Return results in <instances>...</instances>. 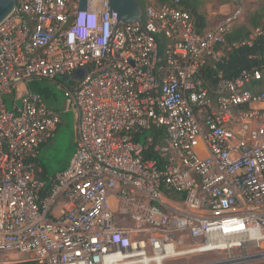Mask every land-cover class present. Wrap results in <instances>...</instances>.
Segmentation results:
<instances>
[{
	"label": "built area",
	"instance_id": "obj_1",
	"mask_svg": "<svg viewBox=\"0 0 264 264\" xmlns=\"http://www.w3.org/2000/svg\"><path fill=\"white\" fill-rule=\"evenodd\" d=\"M78 1L17 0L0 23V255L164 264L237 250L244 264L264 244V61L215 86L204 68L226 59L255 0H231L201 33L179 0L135 24L109 18L108 0ZM258 37L264 26L241 45ZM81 68L67 90L75 151L46 180L38 155L61 116L27 84Z\"/></svg>",
	"mask_w": 264,
	"mask_h": 264
},
{
	"label": "rangeland",
	"instance_id": "obj_2",
	"mask_svg": "<svg viewBox=\"0 0 264 264\" xmlns=\"http://www.w3.org/2000/svg\"><path fill=\"white\" fill-rule=\"evenodd\" d=\"M147 5H159L155 0H148ZM264 6V0H255L253 2H249L246 5L245 12L243 14L242 19L236 24L238 26L248 24L249 18L252 13L256 10ZM233 9V5L231 0H207L204 3L203 11L207 14L209 27L216 26L222 19V17L228 13H230ZM46 82V81H43ZM42 82V84H44ZM58 97L60 100L64 101L66 96L60 90L57 91ZM67 108L71 107L67 105ZM75 112V111H74ZM63 118L66 124L60 126L58 133L53 137V143L51 145H46L41 150V154L39 159L41 164L46 169L50 176L54 175L60 168L70 160L74 151H75V129L77 123L74 120L73 113L63 114ZM126 227L131 228L132 225H127ZM262 248H258L256 250H249L248 253L251 254H264V244H261ZM238 251H232L230 254H219V253H211L206 256H198L195 257L196 263L203 262H211L214 264H235V258L239 256ZM29 256V253H18L14 252L11 254H3L0 255V264H12L20 260H25ZM264 257V256H263ZM193 258V259H195ZM256 264V263H255ZM257 264H264V258L259 261Z\"/></svg>",
	"mask_w": 264,
	"mask_h": 264
},
{
	"label": "trees",
	"instance_id": "obj_3",
	"mask_svg": "<svg viewBox=\"0 0 264 264\" xmlns=\"http://www.w3.org/2000/svg\"><path fill=\"white\" fill-rule=\"evenodd\" d=\"M141 8L142 15L147 8L148 0H136ZM159 5H169L170 0H155ZM207 0H179L178 6L187 11L198 32H203L209 27L207 14L203 11ZM264 26V6L252 13L248 24L234 26L226 36V44L230 48L226 59L222 62L209 61L204 68V75L212 86H215L219 77L223 79H234L244 69L258 67L264 61V37H258L251 45H241L249 39L252 31ZM164 44L159 47L162 52ZM264 88V87H263ZM12 264H37L30 260H20Z\"/></svg>",
	"mask_w": 264,
	"mask_h": 264
},
{
	"label": "crops",
	"instance_id": "obj_4",
	"mask_svg": "<svg viewBox=\"0 0 264 264\" xmlns=\"http://www.w3.org/2000/svg\"><path fill=\"white\" fill-rule=\"evenodd\" d=\"M66 77H62V78H57L56 80L54 81H46V82H43V81H37V80H34V81H31L27 84V90L34 93V94H38L40 95L51 107H53L54 109H56L59 113H60V116H61V123L60 125L58 126L56 132H55V135L58 133V130L60 128L61 125L63 124H66L65 123V120L63 118V114H67V113H73L74 114V120H75V123H77V114L76 112H74L75 110H71L70 108H67V100H68V96H67V90L72 86L73 84V81L72 79L70 78H66ZM42 82L44 84H42ZM264 85H260L259 88H263ZM60 90L61 92H63L66 96V99L64 101L60 100V98L58 97V94H57V91ZM6 107L7 109H10L14 104L17 105V106H20V100L18 98V96L16 95H11V96H8L6 97ZM54 135V136H55ZM76 135V134H75ZM75 141H76V138H75ZM74 141V144L76 143ZM53 143V139L50 140L49 142L43 144L41 147H40V153L38 155V165L41 167V170H42V174H41V177L46 179V180H50V178L53 176H50L48 174V172L46 171V169L43 167V165L41 164V161L39 159V156L41 154V150L43 149L44 146L46 145H51ZM75 146V145H74ZM68 163L69 161H67L61 168L59 171L67 168L68 166ZM57 171V172H59ZM56 172V173H57ZM262 248V246H261ZM258 248H250L248 249L249 250H256ZM233 251H237V250H233ZM211 253H206V254H202V255H197V256H190V257H186V258H182V259H177V260H169V261H166L164 264H214V263H211V262H203V263H196L195 260L196 258L195 257H200V256H206V255H210ZM221 254V253H219ZM223 254H226V253H223ZM249 255H251V258L247 261L244 262V264H257L259 261L262 260V258H264V254H251L249 253ZM195 258V259H193ZM223 264H226V263H223Z\"/></svg>",
	"mask_w": 264,
	"mask_h": 264
},
{
	"label": "water",
	"instance_id": "obj_5",
	"mask_svg": "<svg viewBox=\"0 0 264 264\" xmlns=\"http://www.w3.org/2000/svg\"><path fill=\"white\" fill-rule=\"evenodd\" d=\"M16 1L17 0H0V23L14 9ZM78 2V11H86V2H88V0H79ZM111 11L116 12L117 21L124 24L140 23L142 19V11L136 0H108L107 16H109V18H111ZM85 73L86 70L84 68L78 69L70 79L81 80Z\"/></svg>",
	"mask_w": 264,
	"mask_h": 264
}]
</instances>
